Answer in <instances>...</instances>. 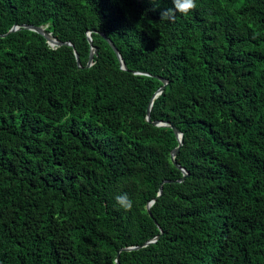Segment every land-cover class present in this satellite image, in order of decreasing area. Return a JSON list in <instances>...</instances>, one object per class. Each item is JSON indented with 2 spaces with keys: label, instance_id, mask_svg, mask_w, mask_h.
Here are the masks:
<instances>
[{
  "label": "trees",
  "instance_id": "obj_1",
  "mask_svg": "<svg viewBox=\"0 0 264 264\" xmlns=\"http://www.w3.org/2000/svg\"><path fill=\"white\" fill-rule=\"evenodd\" d=\"M196 3L0 0V264H264V0Z\"/></svg>",
  "mask_w": 264,
  "mask_h": 264
},
{
  "label": "water",
  "instance_id": "obj_2",
  "mask_svg": "<svg viewBox=\"0 0 264 264\" xmlns=\"http://www.w3.org/2000/svg\"><path fill=\"white\" fill-rule=\"evenodd\" d=\"M18 28H19V27H17L16 25H14V26L8 31V33L14 32V31H16ZM23 28H26V29H28V30H30V31H33V32H35V33H37V34H39V35H42V36L46 39V41L49 43V45H50L51 47H53V46H59V45L61 44L59 41L54 40V39H51L50 36H49V34H47V33L44 31V29H43L42 27H34V26H28V25H26V26H23ZM86 35H87V40H88L89 44H91L90 32H87ZM102 37H103V39L106 41V43L110 46V48L112 49V51L115 53L116 57L118 58L119 65H120L121 69H122V70H125V66H124V64H123V62H122V60H121V57H120L119 53L117 52L116 48L113 46V43H112L109 39H107L104 35H102ZM66 45L71 46L70 43H66ZM94 52H95V48L92 47V48H91V52H90V54H89V59H88V62H87V66L91 65L92 54H93ZM74 55H75L76 61L78 62L77 54L74 53ZM158 79L162 82V86H161V87H160V88L154 93L153 98H154L155 96H157L160 92L163 91L164 85L166 84V81H165L164 79H162V78H158ZM150 108H151V102L149 103V105L147 106V109H146V120H147L148 122H149V112H150ZM151 124H152L153 126H156V127H169V128L172 129V131H173V133H174V135H175V137H176V139H177V141H178V145H177V147H176L175 149H173V150L171 151V153H170V160H171V162H172V164H173L174 166H176L177 168H179V169L181 170V172H182V178H181L180 180H183V178L187 175V173H186V171H185L183 168H180V167L175 163V160H174V158H175V156H176V154H177V152H178V150H179V148H180V146H181V143H182V134H181V133H180V132H179V131H178V130H177V129L171 124V123H165V122L154 121V122H151ZM163 183H170V181H164ZM161 186H162V184L159 186L158 196L160 195V192H161ZM152 203H153V201L148 202V203L146 204V209H147V211H149V206H150ZM157 239H158V237H155V238H153L151 241H149V242L143 244L142 246H145V245H147V244H149V243H153V242H155ZM138 248H139V247H128V248H125V249H122V250H124V251H130V250H135V249H138ZM118 254H119V253H117V255H116V257H115V261H114L115 264H119Z\"/></svg>",
  "mask_w": 264,
  "mask_h": 264
},
{
  "label": "clouds",
  "instance_id": "obj_3",
  "mask_svg": "<svg viewBox=\"0 0 264 264\" xmlns=\"http://www.w3.org/2000/svg\"><path fill=\"white\" fill-rule=\"evenodd\" d=\"M154 4L155 8H159L162 0H150ZM197 8L196 0H172V7L163 8L160 12V18L162 21L174 20L177 13L188 15ZM48 43V42H47ZM49 44V43H48ZM116 202L125 211H130L133 203L126 194L116 197Z\"/></svg>",
  "mask_w": 264,
  "mask_h": 264
}]
</instances>
